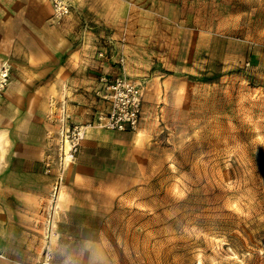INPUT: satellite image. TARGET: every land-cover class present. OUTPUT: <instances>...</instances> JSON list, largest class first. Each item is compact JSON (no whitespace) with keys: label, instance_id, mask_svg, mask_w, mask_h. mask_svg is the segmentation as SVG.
<instances>
[{"label":"rangeland","instance_id":"obj_1","mask_svg":"<svg viewBox=\"0 0 264 264\" xmlns=\"http://www.w3.org/2000/svg\"><path fill=\"white\" fill-rule=\"evenodd\" d=\"M66 1L57 21L50 0L25 7L6 0L0 11V117L11 111L0 130L12 145L15 114L3 99L16 94L23 143L44 157L39 174L0 173V219L7 212L14 219L19 195L38 203L41 216L32 241L9 229L8 250L0 251L7 264L50 260L56 192L69 183L78 153L64 167L60 133L93 123L105 109L94 91L98 70L81 65L94 13ZM183 1L188 23L211 31L214 52L170 83L175 106L157 108L151 141L104 173L111 189H98L100 264H264V0ZM64 103L70 117L63 125ZM8 221L0 220L1 233Z\"/></svg>","mask_w":264,"mask_h":264},{"label":"crops","instance_id":"obj_2","mask_svg":"<svg viewBox=\"0 0 264 264\" xmlns=\"http://www.w3.org/2000/svg\"><path fill=\"white\" fill-rule=\"evenodd\" d=\"M21 1L24 7L30 2ZM5 2L6 0H0V11L6 7ZM183 2V0H70L78 12L94 13L91 25L95 32L87 40L83 50L81 61L83 68L89 66L97 69L98 76L115 75L119 66L114 61L97 59L96 42L99 38H109L117 43L123 40L124 69L137 81L146 78V88L142 94L143 116L136 132L115 131L96 126L86 128L71 169L69 183L59 190L57 215L52 224L55 226L52 228L49 241L51 250L49 264L101 263L98 261L101 255L99 251H103L98 243V189H111L110 185L104 184L102 180L105 177L104 173L110 172L111 163L118 164L126 162L128 158L133 159L140 149L151 141L157 131L154 122L157 108L166 111L175 106L172 97L167 94V91H170V83L177 75L185 72L189 74L194 59L200 60L203 54H213L214 39L209 36L211 31L208 27L206 32L200 31L198 25L188 23L190 15L181 13ZM210 12V17L213 18V10ZM183 32H188L189 38L183 39L182 43ZM180 44L186 45L185 51L180 50ZM97 88L99 81L96 80L94 91ZM10 92L11 90L8 91ZM3 102L8 108L14 109L12 112L15 114L13 118L15 135L10 145L6 143L4 135L6 130H0L4 131L0 132V173L10 167L14 169L16 175L28 171L41 173L44 157L38 151L33 152L36 147L31 145L27 147L23 143L22 130L19 132L18 129L20 122L17 120V109L21 111L22 99L16 94H6ZM104 107L105 102L98 97V108ZM10 115L11 111L0 117V122L10 120ZM79 119L87 123L90 117L82 115ZM22 184L20 186L24 187ZM14 200L15 216L10 213L14 219L7 218L8 212L0 219L2 222L9 220L6 231L2 233L0 231V251L8 250V237L11 236L12 227L18 229L16 238H19V241H32L33 235L39 236V233L35 232L38 227L36 221L41 217L35 211L38 203L20 195L14 197ZM4 204L6 202L2 205ZM12 220L15 223H12ZM39 245L40 243L37 247ZM0 264L7 263L0 260Z\"/></svg>","mask_w":264,"mask_h":264},{"label":"built area","instance_id":"obj_3","mask_svg":"<svg viewBox=\"0 0 264 264\" xmlns=\"http://www.w3.org/2000/svg\"><path fill=\"white\" fill-rule=\"evenodd\" d=\"M50 1L52 4L51 19L57 21L68 11L69 4L66 0ZM96 44L98 46L97 59L114 61L119 66V70L113 76H98L99 88L96 94L105 102L106 107L103 111L97 112L94 122L86 126H72L71 128L63 126L60 136L64 142L69 144V161L75 157L84 139L86 128L96 126L115 131L136 132L142 119L144 84L143 81L133 79L124 69L123 40L117 43L109 38H99ZM62 111L60 121L64 125L70 117L65 103L62 105ZM65 158L64 154L63 159ZM48 263L49 255H46L42 264Z\"/></svg>","mask_w":264,"mask_h":264},{"label":"bare ground","instance_id":"obj_4","mask_svg":"<svg viewBox=\"0 0 264 264\" xmlns=\"http://www.w3.org/2000/svg\"><path fill=\"white\" fill-rule=\"evenodd\" d=\"M6 76V74H4V73H1V75H0V77L1 76ZM1 79H2V77H1ZM61 150H62V153H63V156H64V154H65V156H66V158H65V163H64V167H66L67 166V162H69V144L67 143V142H64L63 140L61 141ZM59 189V188H58ZM58 192H59V190L56 192L57 193V197L59 196L58 195ZM54 213H55V211H54ZM53 214V213H52ZM52 222V221H51Z\"/></svg>","mask_w":264,"mask_h":264}]
</instances>
